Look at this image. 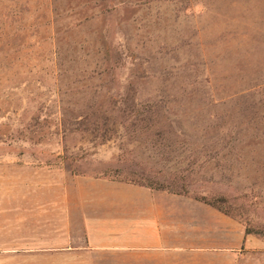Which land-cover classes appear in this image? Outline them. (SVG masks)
Listing matches in <instances>:
<instances>
[{"label": "rangeland", "instance_id": "obj_1", "mask_svg": "<svg viewBox=\"0 0 264 264\" xmlns=\"http://www.w3.org/2000/svg\"><path fill=\"white\" fill-rule=\"evenodd\" d=\"M130 177L264 244V0H0V183Z\"/></svg>", "mask_w": 264, "mask_h": 264}, {"label": "crops", "instance_id": "obj_2", "mask_svg": "<svg viewBox=\"0 0 264 264\" xmlns=\"http://www.w3.org/2000/svg\"><path fill=\"white\" fill-rule=\"evenodd\" d=\"M204 208L126 183H0V264H264L262 242L221 243L229 225Z\"/></svg>", "mask_w": 264, "mask_h": 264}, {"label": "trees", "instance_id": "obj_3", "mask_svg": "<svg viewBox=\"0 0 264 264\" xmlns=\"http://www.w3.org/2000/svg\"><path fill=\"white\" fill-rule=\"evenodd\" d=\"M123 181L131 182L130 184H132V185L145 187V188L155 190V191H165L169 194H173V195H177V196H181L183 194H186V192L183 190V188L178 190L176 188L166 187L163 185H157V184L155 185L153 183H158V182H154L151 179H148V177H130L129 179L128 178L123 179Z\"/></svg>", "mask_w": 264, "mask_h": 264}]
</instances>
